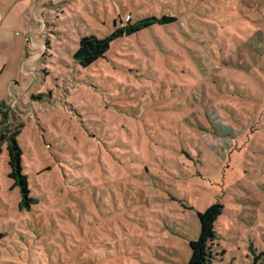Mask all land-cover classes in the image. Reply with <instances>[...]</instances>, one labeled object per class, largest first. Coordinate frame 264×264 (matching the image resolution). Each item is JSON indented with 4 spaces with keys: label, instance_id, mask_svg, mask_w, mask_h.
Instances as JSON below:
<instances>
[{
    "label": "rangeland",
    "instance_id": "374dc122",
    "mask_svg": "<svg viewBox=\"0 0 264 264\" xmlns=\"http://www.w3.org/2000/svg\"><path fill=\"white\" fill-rule=\"evenodd\" d=\"M0 106V264H188L214 203L213 264H264V0H0Z\"/></svg>",
    "mask_w": 264,
    "mask_h": 264
},
{
    "label": "trees",
    "instance_id": "16d2710c",
    "mask_svg": "<svg viewBox=\"0 0 264 264\" xmlns=\"http://www.w3.org/2000/svg\"><path fill=\"white\" fill-rule=\"evenodd\" d=\"M175 21L174 16H150L134 23L129 22L126 25L118 26L103 38H97L94 35L82 36L78 41L73 59L81 68H88L104 57L111 43L116 39L137 34L154 24L166 25ZM6 112L0 106V117L4 121L7 119ZM17 135V130L8 132V136L0 135V140L6 143L7 164L9 167L7 177L12 181L11 189L17 188L20 196L17 208L21 211H27L31 209L32 205H36L38 200L31 195L27 175L23 172L22 150L17 142ZM221 213L222 205L214 203L207 207L205 211L197 214L200 233L196 240L189 242L190 257L188 264H213L212 246L217 239L214 224ZM249 249L251 250V248Z\"/></svg>",
    "mask_w": 264,
    "mask_h": 264
}]
</instances>
